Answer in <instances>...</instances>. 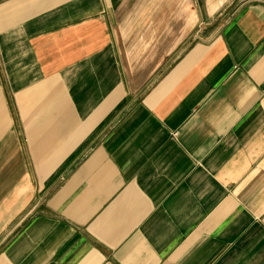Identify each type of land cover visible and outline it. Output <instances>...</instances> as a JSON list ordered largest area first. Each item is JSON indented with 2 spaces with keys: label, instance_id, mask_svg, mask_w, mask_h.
Wrapping results in <instances>:
<instances>
[{
  "label": "crops",
  "instance_id": "0c3cea01",
  "mask_svg": "<svg viewBox=\"0 0 264 264\" xmlns=\"http://www.w3.org/2000/svg\"><path fill=\"white\" fill-rule=\"evenodd\" d=\"M0 264H264V0H0Z\"/></svg>",
  "mask_w": 264,
  "mask_h": 264
}]
</instances>
